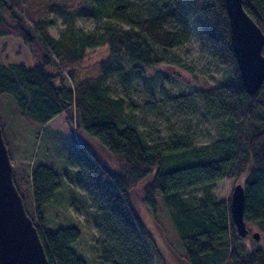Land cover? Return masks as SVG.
Segmentation results:
<instances>
[{"label": "trees", "instance_id": "trees-1", "mask_svg": "<svg viewBox=\"0 0 264 264\" xmlns=\"http://www.w3.org/2000/svg\"><path fill=\"white\" fill-rule=\"evenodd\" d=\"M243 7L264 32V0H243ZM82 14L103 22L83 30L75 25ZM53 15L67 22L58 36L50 31ZM4 36L22 40L34 60L31 67L0 62V123L15 161L14 184L49 264H86L72 248L81 230L49 229L44 208L61 189L60 175L40 158L31 163L25 144V156L16 159V138L25 121L46 125L63 114L75 128L70 161L105 214L99 226L109 238L97 240L102 261L155 264L153 236L133 204L141 185L138 197L148 211L157 216L159 202L165 206L189 264H264V244H245L230 199L215 192L218 182L245 177L244 218L264 241V82L255 95L247 93L225 0H0ZM194 36L223 71V80L200 81L198 88L214 139L197 145L188 131L151 139L136 105L113 95L111 83L132 88L147 69L176 67L172 52ZM97 49L107 57L89 63Z\"/></svg>", "mask_w": 264, "mask_h": 264}, {"label": "rangeland", "instance_id": "rangeland-1", "mask_svg": "<svg viewBox=\"0 0 264 264\" xmlns=\"http://www.w3.org/2000/svg\"><path fill=\"white\" fill-rule=\"evenodd\" d=\"M77 7V5H76ZM54 25L50 29L52 35L58 36L59 31L67 25L62 16H52ZM103 21L82 14L75 20V25L86 31H92ZM172 55L178 64L176 67L159 66L145 71L146 77L136 80L132 88H125L119 81L111 83L112 94L122 95L136 106L141 114L143 125L147 128L151 139L166 138L171 132H190L197 145H205L214 139L215 131L210 121H206L204 109L198 97L200 81L216 83L223 80L220 66L205 51L197 37ZM107 57L105 49H97L89 53L88 62L96 63ZM0 62L5 64L24 63L28 67L34 65V60L28 46L22 40L10 36L0 37ZM168 74L170 77H166ZM149 77L154 78L153 80ZM63 114L51 120L46 125L26 123L21 125L16 142L22 153L25 145L32 156L31 163L40 158L54 168L61 178V189L51 204L47 205L45 214L47 226L56 230L64 226H78L81 230L80 239L72 246L73 250L86 261V264H110L99 258L100 250L97 244L99 238L107 239L109 235L99 226L105 214L99 213L90 196L80 182L84 180L80 169L70 161V147L74 143L72 129ZM75 130V128H74ZM9 135V134H8ZM15 148V146H14ZM15 151V150H14ZM17 153L16 159L25 156ZM31 159V160H30ZM13 165L15 161H12ZM245 177L239 180L225 179L218 182L215 192L219 200H231L236 185L243 184ZM139 187L134 191L135 209L141 220L149 228L157 255L155 264H189L185 259V251L181 238L166 211L159 202L157 216H154L138 197ZM249 233L242 238L251 249L264 244L260 231L247 224ZM260 233L255 240L253 234Z\"/></svg>", "mask_w": 264, "mask_h": 264}, {"label": "water", "instance_id": "water-1", "mask_svg": "<svg viewBox=\"0 0 264 264\" xmlns=\"http://www.w3.org/2000/svg\"><path fill=\"white\" fill-rule=\"evenodd\" d=\"M231 44L248 94L255 95L264 82V32L248 15L243 0H225ZM13 162L0 123V264H49L39 233L28 216L13 178ZM245 190L235 186L230 210L240 237L249 230L244 218ZM258 240L259 233L253 234Z\"/></svg>", "mask_w": 264, "mask_h": 264}]
</instances>
